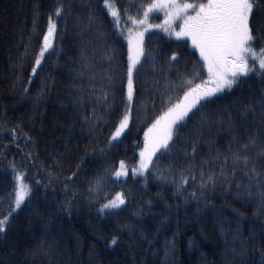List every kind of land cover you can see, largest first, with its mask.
<instances>
[{
    "label": "trees",
    "instance_id": "obj_1",
    "mask_svg": "<svg viewBox=\"0 0 264 264\" xmlns=\"http://www.w3.org/2000/svg\"><path fill=\"white\" fill-rule=\"evenodd\" d=\"M111 2L119 20L103 0H0V216L9 215L0 264H264V202L254 183L248 194L252 182L242 167L233 173L231 161L239 143L264 132V76L252 73L207 98L143 176L116 178L121 160L136 164L144 129L169 92L182 93L165 81L189 76L194 65L199 79L206 71L186 40L148 31L142 43L149 58L134 68L129 104L121 30L133 27L129 17L140 19L151 0ZM257 3L251 27L259 49L264 0ZM50 15L52 44L33 70ZM172 51L179 58L169 66ZM125 111L127 129L109 141ZM254 162L264 172V159ZM202 170L215 182L202 186ZM16 171L31 190L11 211ZM116 192L123 205L101 213Z\"/></svg>",
    "mask_w": 264,
    "mask_h": 264
},
{
    "label": "snow or ice",
    "instance_id": "obj_2",
    "mask_svg": "<svg viewBox=\"0 0 264 264\" xmlns=\"http://www.w3.org/2000/svg\"><path fill=\"white\" fill-rule=\"evenodd\" d=\"M109 14L119 20L117 9L111 0H103ZM143 15L140 19L129 17L133 27H129L124 37L127 40V83L125 85L126 94L129 104L133 98V77L134 68H138L143 63L142 57H146L143 48L144 33L147 28L164 27L168 35L177 38L187 37V42L192 45L199 53L203 68L206 70V76L203 80L199 79L198 65H194V70L189 76H181L176 83L169 85L165 81V87H171L177 90L182 87L183 91L178 97H174L171 92L165 98L161 111L150 124L144 129L143 147L139 149L140 159L137 165L132 168L133 175L139 172L144 174L146 168H150V162L160 153L167 151L170 147V141L173 140L176 129L181 122L193 114L203 103L207 102L208 97L213 93H219L224 89H231L239 79L249 72L256 71L259 75L264 76V41L261 42L259 49L253 47L257 40L254 35L252 17L258 8L257 0H202L196 3L195 0L189 3L188 0L178 2V0H151V3L142 5ZM153 10L163 12L164 20L161 25H151L147 22L149 13ZM55 12L61 13V6L57 5ZM179 23V28L173 26V22ZM119 27V24H117ZM56 29L53 17L48 18L47 29L43 33L42 43L39 51L35 56L33 70L41 62V56L45 50L52 44V35ZM257 32L264 33V25H261ZM154 59V57H150ZM178 53L172 51L168 57L169 66L178 59ZM249 58L254 67H249ZM258 65V68L256 67ZM250 107V106H246ZM261 113L264 115V96L261 97ZM129 121V113L125 111L115 130L112 131L109 141L119 137ZM193 154L195 148L193 147ZM256 155L264 159V132L259 136L253 134L244 142L239 143L237 149L231 152V161L233 173L237 167L245 170L249 183L246 187L249 189V195L252 184L257 188V194L261 202H264V172H257L254 162ZM228 160V157H225ZM253 161L251 175H249V162ZM125 169V162L121 160L119 166L112 173L113 176H120ZM223 170V165H221ZM24 174L20 171L15 173V198L11 204V211H15L21 205L30 193V186L24 182ZM193 179L195 177L193 176ZM186 177L182 174L177 187L184 184ZM215 182L213 173L204 177L201 171L202 186ZM96 187L93 191H99L101 181L93 182ZM239 187V184L237 185ZM124 196L116 192L111 199H105L100 205L101 213L106 210L116 209L124 203ZM67 210V208L65 209ZM9 215L0 216V232L5 231ZM116 237L113 236L108 241L109 245L113 244Z\"/></svg>",
    "mask_w": 264,
    "mask_h": 264
},
{
    "label": "rangeland",
    "instance_id": "obj_3",
    "mask_svg": "<svg viewBox=\"0 0 264 264\" xmlns=\"http://www.w3.org/2000/svg\"><path fill=\"white\" fill-rule=\"evenodd\" d=\"M178 2H183V0H178ZM188 2L189 3H191V1H189L188 0ZM109 12V11H108ZM154 14H161L162 15V18H161V20H159V21H157V22H155V23H151V22H149V20H148V18L151 16V15H154ZM164 13L163 12H161V11H159V10H153V11H151L150 13H149V15H148V17H147V22L149 23V24H151V25H161V23H162V21L164 20ZM111 16V15H110ZM112 17V16H111ZM173 26L176 28V29H178L179 28V23H177V22H173ZM152 30H158V31H160V32H162L164 35H166V36H168L169 38H172V39H176V40H186L187 41V37H183V38H177V37H175V36H171V35H168L166 32H165V30H164V27L163 26H161V27H152V28H147L146 29V31H145V33L146 32H148V31H152ZM144 33V34H145ZM126 42H127V40H126ZM189 45H190V43H189ZM127 47H128V45H127ZM190 47L192 48V49H194L195 51H196V49L192 46V45H190ZM197 52V51H196ZM197 54H198V56H199V53L197 52ZM200 58V57H199ZM249 67L250 68H252V67H254V65H253V63L251 62V58H249ZM256 67L258 68V65H256ZM206 71V70H205ZM252 73H256V71H252V72H249L248 74H246L245 76H243V77H246V76H248V75H250V74H252ZM207 74V73H206ZM242 78V77H241ZM240 78V79H241ZM126 83H127V80H126ZM223 91V90H222ZM221 91V92H222ZM220 93V92H219ZM219 93H213V95L212 96H214V95H217V94H219ZM126 96H127V94H126ZM211 96V97H212ZM128 98V97H127ZM209 98V97H208ZM207 99V98H206ZM127 126H128V124H127ZM127 126L123 129V131L121 132V134H120V136L119 137H115V138H113L112 140L113 141H117V140H119L120 139V137L122 136V134L125 132V130L127 129ZM142 147H143V144H142ZM140 159V156H139V152H138V160ZM137 160V161H138ZM150 164H151V162H150ZM137 165V162H136V164L135 165H129V164H127V163H125V169H124V172H123V174L122 175H120V176H114V177H116V178H125V177H127L128 175H130L131 174V176L132 177H140V176H143L145 173H146V171L148 170V168H146L145 170H144V174L143 175H141L139 172H137L135 175H133V172H132V168L133 167H135ZM119 166V165H118ZM23 203V202H22ZM21 203V204H22ZM123 205V204H122ZM121 205V206H122ZM21 206V205H20ZM20 206H18L16 209H18ZM120 207V206H119Z\"/></svg>",
    "mask_w": 264,
    "mask_h": 264
}]
</instances>
